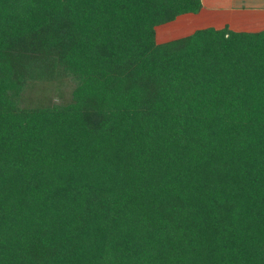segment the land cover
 Returning <instances> with one entry per match:
<instances>
[{
    "label": "trees",
    "instance_id": "1",
    "mask_svg": "<svg viewBox=\"0 0 264 264\" xmlns=\"http://www.w3.org/2000/svg\"><path fill=\"white\" fill-rule=\"evenodd\" d=\"M202 0H0V264H264V29L158 43Z\"/></svg>",
    "mask_w": 264,
    "mask_h": 264
},
{
    "label": "crops",
    "instance_id": "2",
    "mask_svg": "<svg viewBox=\"0 0 264 264\" xmlns=\"http://www.w3.org/2000/svg\"><path fill=\"white\" fill-rule=\"evenodd\" d=\"M237 0H202L203 8L198 14L187 13L183 15H196L198 21L205 22V27L222 28L228 25L236 31H260L264 29V2H249L242 6L236 3ZM241 8V9H240ZM253 8V9H252ZM227 13V15H223ZM181 16V15H180ZM262 23L259 30H250L248 25L256 26Z\"/></svg>",
    "mask_w": 264,
    "mask_h": 264
},
{
    "label": "rangeland",
    "instance_id": "3",
    "mask_svg": "<svg viewBox=\"0 0 264 264\" xmlns=\"http://www.w3.org/2000/svg\"><path fill=\"white\" fill-rule=\"evenodd\" d=\"M264 2V0H237L236 3H239L242 6L247 5L245 2ZM264 5V3H263ZM240 8V9H241ZM244 9V8H242ZM253 9V8H252ZM223 15H227V13H223ZM200 18L196 15H181L178 16L174 21L159 25L156 27V40L158 43L168 42L173 39L185 37L190 35L197 29L206 28L207 26L205 22L198 21ZM262 23L259 22L256 26L248 25V28H252L250 30H259ZM211 27V26H210ZM213 27V26H212ZM216 28V27H215ZM222 28V25L219 26ZM230 28V27H229ZM233 30V29H232ZM236 31V30H234Z\"/></svg>",
    "mask_w": 264,
    "mask_h": 264
}]
</instances>
